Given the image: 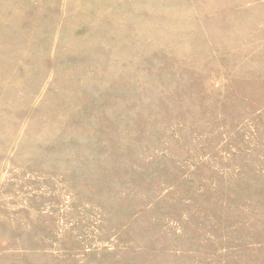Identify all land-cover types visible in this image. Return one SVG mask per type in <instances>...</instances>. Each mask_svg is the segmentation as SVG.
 I'll use <instances>...</instances> for the list:
<instances>
[{
	"label": "rangeland",
	"instance_id": "obj_1",
	"mask_svg": "<svg viewBox=\"0 0 264 264\" xmlns=\"http://www.w3.org/2000/svg\"><path fill=\"white\" fill-rule=\"evenodd\" d=\"M0 264H264V0H0Z\"/></svg>",
	"mask_w": 264,
	"mask_h": 264
}]
</instances>
